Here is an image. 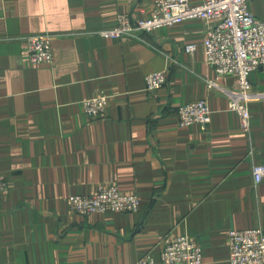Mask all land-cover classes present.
<instances>
[{
	"label": "crops",
	"instance_id": "0c3cea01",
	"mask_svg": "<svg viewBox=\"0 0 264 264\" xmlns=\"http://www.w3.org/2000/svg\"><path fill=\"white\" fill-rule=\"evenodd\" d=\"M203 0H190L199 4ZM152 0H0V264H133L159 258L163 236L199 245L200 264H229L228 230H264V96L247 102L250 132L240 128L228 97L206 79L204 25L187 18L142 39L95 34L118 15L140 18ZM264 19V0L249 3ZM52 34L51 64L27 61L24 37ZM195 44L192 53L185 50ZM166 71L153 92L145 75ZM249 90L264 92V65L248 74ZM104 94L102 116L81 100ZM207 99L211 121L180 126L177 108ZM114 181L135 192L133 212L75 214L66 200Z\"/></svg>",
	"mask_w": 264,
	"mask_h": 264
},
{
	"label": "built area",
	"instance_id": "2783aa9c",
	"mask_svg": "<svg viewBox=\"0 0 264 264\" xmlns=\"http://www.w3.org/2000/svg\"><path fill=\"white\" fill-rule=\"evenodd\" d=\"M252 0H203L192 4L190 0H152L151 8L140 18L127 13L118 15L113 26L100 28L94 33L110 38L134 37L142 39L156 28L178 23L187 18L200 19L204 25V60L217 77L231 75L236 78L235 87H222L215 79L207 78L209 88H215L228 97L229 109L240 118V128L250 132V111L247 102L259 99L264 92L249 90L248 74L264 65V19L256 17L250 9ZM0 4V22L4 19ZM52 34L29 33L24 37L27 61L31 65L51 64L53 59ZM192 53L195 44H188ZM167 80L166 71H154L145 75V90L153 92ZM84 112L91 118L102 116L107 107V96L98 94L81 100ZM180 126L199 124L206 128L211 121L207 99H195L177 108ZM254 186L264 178V163L251 165ZM7 190V178L0 173V198ZM71 210L82 216L106 210L133 212L139 207L135 192L121 191L114 181L100 184L87 195L70 194L66 197ZM228 234L229 264H264V230L260 225L242 230L230 229ZM161 264H200L202 252L197 243L187 236L165 235L160 240ZM133 264H154L150 255L140 257Z\"/></svg>",
	"mask_w": 264,
	"mask_h": 264
}]
</instances>
